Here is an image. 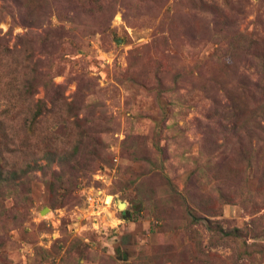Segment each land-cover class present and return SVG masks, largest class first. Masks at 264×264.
Returning a JSON list of instances; mask_svg holds the SVG:
<instances>
[{
    "label": "rangeland",
    "instance_id": "obj_1",
    "mask_svg": "<svg viewBox=\"0 0 264 264\" xmlns=\"http://www.w3.org/2000/svg\"><path fill=\"white\" fill-rule=\"evenodd\" d=\"M0 134V264H264V0H0Z\"/></svg>",
    "mask_w": 264,
    "mask_h": 264
},
{
    "label": "trees",
    "instance_id": "obj_2",
    "mask_svg": "<svg viewBox=\"0 0 264 264\" xmlns=\"http://www.w3.org/2000/svg\"><path fill=\"white\" fill-rule=\"evenodd\" d=\"M33 117H34V118H33V120L31 121L30 126H31L32 124H35L36 121H38L37 118H35L36 115H33ZM1 134H3V139H2L1 141H2V143H5V142H6V135H5V132H2ZM1 134H0V135H1Z\"/></svg>",
    "mask_w": 264,
    "mask_h": 264
}]
</instances>
